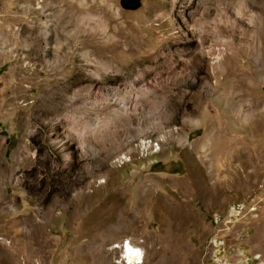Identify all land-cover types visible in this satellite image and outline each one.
Returning <instances> with one entry per match:
<instances>
[{
	"label": "rangeland",
	"instance_id": "1",
	"mask_svg": "<svg viewBox=\"0 0 264 264\" xmlns=\"http://www.w3.org/2000/svg\"><path fill=\"white\" fill-rule=\"evenodd\" d=\"M240 1L0 0V264L126 240L264 264V0Z\"/></svg>",
	"mask_w": 264,
	"mask_h": 264
},
{
	"label": "bare ground",
	"instance_id": "2",
	"mask_svg": "<svg viewBox=\"0 0 264 264\" xmlns=\"http://www.w3.org/2000/svg\"><path fill=\"white\" fill-rule=\"evenodd\" d=\"M202 2H203V0H202ZM216 2L223 3V4L225 3L226 6H229V5H232L234 2H236V0H216ZM238 4H239L238 5L239 6V10L237 12V15L242 16L243 12H241V11H243V10L241 8H242L243 5H242L240 0H238ZM220 14H221V17H224V15H223L224 12H221ZM236 16L235 17L233 16V17L237 18ZM237 20H238V18H237ZM263 22H264V19L262 18V20H260V23H258V24L259 25L261 24V26L264 27V23ZM258 27H260V26H258ZM217 28L223 30V26L222 27H217ZM256 29H257V27H256ZM260 29H263L262 32L264 31V28H260ZM258 31H260V30H258ZM256 32L257 31L255 30V33ZM45 33L46 32H44V34ZM202 149H204V146H202ZM245 155L246 154H242L241 158L245 157ZM258 167H260V165H258ZM263 167H264V165H263ZM122 247H123V254H124V256H125V258H126V260L128 261L129 264H140L141 263V258H142L141 250H139L138 248H136L133 245H130L129 242L124 243Z\"/></svg>",
	"mask_w": 264,
	"mask_h": 264
},
{
	"label": "water",
	"instance_id": "3",
	"mask_svg": "<svg viewBox=\"0 0 264 264\" xmlns=\"http://www.w3.org/2000/svg\"><path fill=\"white\" fill-rule=\"evenodd\" d=\"M122 11H137L141 7V0H118Z\"/></svg>",
	"mask_w": 264,
	"mask_h": 264
},
{
	"label": "built area",
	"instance_id": "4",
	"mask_svg": "<svg viewBox=\"0 0 264 264\" xmlns=\"http://www.w3.org/2000/svg\"><path fill=\"white\" fill-rule=\"evenodd\" d=\"M126 242H129L128 240H126V241H124L123 243H121L119 246H117L118 247V249L120 250V253H121V255H120V261L123 263V264H129L128 263V261L126 260V258H125V256H124V254H123V244L124 243H126ZM130 243V242H129ZM130 245H133V246H135L136 248H138L139 250H141L138 246H136V245H134V244H131L130 243ZM141 253H142V258H141V263L140 264H142V262H143V256H144V254H143V251L141 250Z\"/></svg>",
	"mask_w": 264,
	"mask_h": 264
},
{
	"label": "trees",
	"instance_id": "5",
	"mask_svg": "<svg viewBox=\"0 0 264 264\" xmlns=\"http://www.w3.org/2000/svg\"><path fill=\"white\" fill-rule=\"evenodd\" d=\"M8 145L10 146L12 144H10V142H9ZM9 146H8V148H9ZM167 172L170 173V174L180 175V174H182V166H181L180 163L176 162L172 166V168H170Z\"/></svg>",
	"mask_w": 264,
	"mask_h": 264
}]
</instances>
